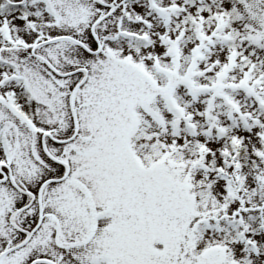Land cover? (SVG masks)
Masks as SVG:
<instances>
[{
  "label": "snow or ice",
  "instance_id": "snow-or-ice-1",
  "mask_svg": "<svg viewBox=\"0 0 264 264\" xmlns=\"http://www.w3.org/2000/svg\"><path fill=\"white\" fill-rule=\"evenodd\" d=\"M0 264H264V0H0Z\"/></svg>",
  "mask_w": 264,
  "mask_h": 264
}]
</instances>
